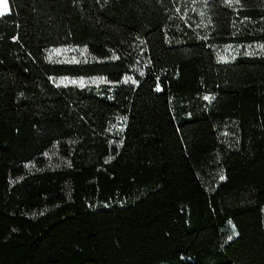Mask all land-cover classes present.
Instances as JSON below:
<instances>
[{
	"label": "trees",
	"instance_id": "obj_1",
	"mask_svg": "<svg viewBox=\"0 0 264 264\" xmlns=\"http://www.w3.org/2000/svg\"><path fill=\"white\" fill-rule=\"evenodd\" d=\"M194 2L7 0L0 264H264V0Z\"/></svg>",
	"mask_w": 264,
	"mask_h": 264
},
{
	"label": "rangeland",
	"instance_id": "obj_2",
	"mask_svg": "<svg viewBox=\"0 0 264 264\" xmlns=\"http://www.w3.org/2000/svg\"><path fill=\"white\" fill-rule=\"evenodd\" d=\"M194 1L196 0H189V5L194 8V9H197L198 6L195 5ZM257 48V47H256ZM76 48H58V49H49L47 51V55L51 58H54L56 60H62V61H66V60H69V59H73L75 58V55H76V51L75 50ZM58 83L60 84H64V83H76V84H79V85H82V84H93V85H96L98 83H101V79L100 78H88V79H85V78H79V79H72V78H60L57 80ZM122 81L124 82H131L133 81V77L131 75H127L125 76ZM263 214H264V211H263Z\"/></svg>",
	"mask_w": 264,
	"mask_h": 264
},
{
	"label": "snow or ice",
	"instance_id": "obj_3",
	"mask_svg": "<svg viewBox=\"0 0 264 264\" xmlns=\"http://www.w3.org/2000/svg\"><path fill=\"white\" fill-rule=\"evenodd\" d=\"M8 12L7 0H0V16Z\"/></svg>",
	"mask_w": 264,
	"mask_h": 264
}]
</instances>
